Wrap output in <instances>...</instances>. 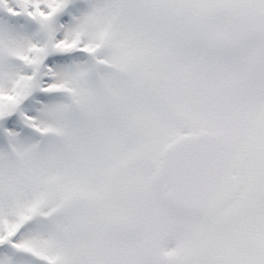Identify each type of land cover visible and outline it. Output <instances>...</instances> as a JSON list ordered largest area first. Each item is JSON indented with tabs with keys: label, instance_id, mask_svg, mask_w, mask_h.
Instances as JSON below:
<instances>
[{
	"label": "snow or ice",
	"instance_id": "snow-or-ice-1",
	"mask_svg": "<svg viewBox=\"0 0 264 264\" xmlns=\"http://www.w3.org/2000/svg\"><path fill=\"white\" fill-rule=\"evenodd\" d=\"M0 264H264V0H0Z\"/></svg>",
	"mask_w": 264,
	"mask_h": 264
}]
</instances>
